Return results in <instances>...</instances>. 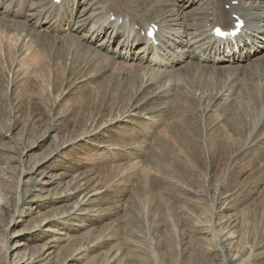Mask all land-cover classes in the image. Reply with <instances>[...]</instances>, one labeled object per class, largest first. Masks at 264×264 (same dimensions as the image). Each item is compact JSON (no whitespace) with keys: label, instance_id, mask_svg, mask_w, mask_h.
Masks as SVG:
<instances>
[{"label":"rangeland","instance_id":"374dc122","mask_svg":"<svg viewBox=\"0 0 264 264\" xmlns=\"http://www.w3.org/2000/svg\"><path fill=\"white\" fill-rule=\"evenodd\" d=\"M21 1L0 0V264H264V65L136 74L121 36L91 44L89 0Z\"/></svg>","mask_w":264,"mask_h":264},{"label":"bare ground","instance_id":"6f19581e","mask_svg":"<svg viewBox=\"0 0 264 264\" xmlns=\"http://www.w3.org/2000/svg\"><path fill=\"white\" fill-rule=\"evenodd\" d=\"M192 1L198 3L206 1V13L202 12L199 16L197 13L194 14L198 19L203 20L202 24L197 23L195 17L189 23H176L177 20H180L179 16L185 18L183 13L178 14L182 2L189 5V2ZM83 3L92 12L98 11V14L102 15L103 18L102 22L94 23V25L85 28L86 33L90 34L91 44H99L97 47L108 54L112 43H115L117 38L121 36L118 43L117 58L120 59V64L136 74L140 72L143 74L147 70L152 72L179 71V73L185 70L190 71V67L196 69L200 67L191 64L195 60L200 61L204 66L212 63L217 66L215 68L222 67L224 64H232L234 68L229 70L236 73L241 72V68L246 70L249 65H252L250 67L264 65V0H156L154 6L150 7V9L157 7L158 12L156 13L150 12V9L143 11L138 8L126 11L123 5L117 2L115 6V1L111 0H89ZM167 12L169 15H166ZM73 14L71 13L68 19V23L72 25L74 24ZM128 14H134L135 18H129ZM208 15H210V19ZM235 16L244 20L245 25L241 33L234 38V41L216 39L212 35L214 28L221 27L227 30L234 28L237 21ZM40 20L42 21L39 18L35 20L36 27L40 25ZM44 21L46 22V19ZM150 26L158 27L154 41H149L145 37V32ZM142 32L143 36L141 35ZM87 37L85 36V38ZM141 42V46L135 48L134 45ZM114 52L116 54V50ZM129 59L133 60L131 65L127 64ZM261 120V124L264 123L263 118Z\"/></svg>","mask_w":264,"mask_h":264}]
</instances>
